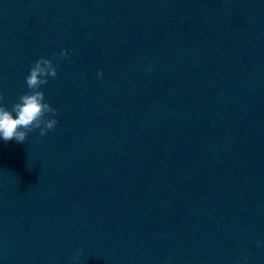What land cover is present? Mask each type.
<instances>
[{
    "label": "water",
    "instance_id": "water-1",
    "mask_svg": "<svg viewBox=\"0 0 264 264\" xmlns=\"http://www.w3.org/2000/svg\"><path fill=\"white\" fill-rule=\"evenodd\" d=\"M41 56L0 264H264V0H0V103Z\"/></svg>",
    "mask_w": 264,
    "mask_h": 264
},
{
    "label": "clouds",
    "instance_id": "clouds-1",
    "mask_svg": "<svg viewBox=\"0 0 264 264\" xmlns=\"http://www.w3.org/2000/svg\"><path fill=\"white\" fill-rule=\"evenodd\" d=\"M59 55L67 58L69 52L67 49H60ZM101 75L102 70L97 72L98 77ZM56 76L57 66L50 58L41 56L33 62L25 77L28 90L19 95L10 109L0 103V139L23 143L28 133L34 129H39L41 136L54 129L58 123L55 118L57 109L45 100L41 85L47 84L49 77ZM79 256L80 250L77 249L73 260H78Z\"/></svg>",
    "mask_w": 264,
    "mask_h": 264
}]
</instances>
